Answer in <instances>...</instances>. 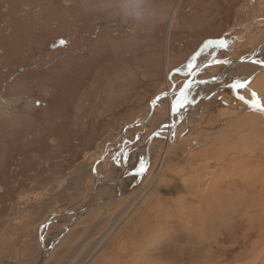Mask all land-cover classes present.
Here are the masks:
<instances>
[{
  "label": "rangeland",
  "instance_id": "374dc122",
  "mask_svg": "<svg viewBox=\"0 0 264 264\" xmlns=\"http://www.w3.org/2000/svg\"><path fill=\"white\" fill-rule=\"evenodd\" d=\"M156 3L165 10L163 22L151 29L133 30L110 14L106 0L0 2L1 257L15 264L38 261L42 250L40 225L50 214L60 213L54 217L60 220L54 228L44 229L47 224L43 225L41 235L47 245L64 227L63 220L71 214L68 211L83 206L88 198L89 169L77 166L81 162L87 166L107 150L108 154L97 161L102 163L100 175L115 179L118 167L112 163L111 152L118 147L120 134L127 124L147 112L153 97L166 91V82L171 89H178L193 75L214 78L220 75L223 65L217 60L251 55L257 45L264 43V0ZM219 41L225 46L221 47ZM263 68L264 58L256 55L253 61L241 62L224 72L219 84H190L178 97L180 108L174 104L176 93L170 101L163 98L155 103L157 111L141 134H149L162 123V133H167L171 110V144L161 137L154 138L140 180L130 190L127 186L121 190L123 194L137 193L151 168L158 187L147 188L127 213L120 230L116 229L100 245L102 257L87 264H117L109 257L115 243L127 239L133 226L143 227L139 221L149 207L153 208L150 218L163 213L172 217L165 220L167 230L177 227V215L181 218L187 209L173 198V202L167 200L169 188L173 181L194 173L195 168L200 178L198 189L212 192L208 212V216L212 215V230L209 225L204 230L209 233L204 237L208 239L212 234V240L209 238L208 246L199 249L198 255L204 256L199 264H217V260L218 264L255 263L256 258L248 252L257 232H251L243 242L245 220L240 216L245 212L247 198L252 200L251 208L256 205L259 167L264 166V117L252 106L258 102L264 108L260 98L252 96L254 89L264 90L256 82ZM238 81L244 86L233 88ZM135 133L131 129L129 139ZM195 137L202 138L204 149L188 153L182 145ZM132 149L130 170L145 154L141 143ZM212 182L221 187L222 193L210 190ZM187 188L184 187L186 196L190 194ZM114 208L112 204L97 213L83 211L74 219L70 228L78 234L71 243L79 248L74 259L87 253L86 242L94 236L83 240L85 228H93L94 233L105 227L107 214ZM230 231L229 238L223 240ZM184 239L181 243L187 241ZM58 242L59 239L55 244ZM168 243L166 234L159 248L150 250L148 260L162 263L164 260L156 257ZM135 246L132 244L128 250ZM187 246L194 247L192 243ZM66 249L62 245L41 264H66L73 254L71 251L66 256Z\"/></svg>",
  "mask_w": 264,
  "mask_h": 264
},
{
  "label": "bare ground",
  "instance_id": "6f19581e",
  "mask_svg": "<svg viewBox=\"0 0 264 264\" xmlns=\"http://www.w3.org/2000/svg\"><path fill=\"white\" fill-rule=\"evenodd\" d=\"M0 1H6V0H0ZM175 11H176V9H174L172 11V13H175ZM254 52H255L254 55H247V56H242V57H239L240 56L239 55L237 58L242 59V61H237V63L232 64L230 66H228V63L237 59L236 57L233 60L219 59L216 62L223 64L220 75H218L214 78H208V77L207 78H197V77L194 78V75H193V77L191 76L190 78L186 79L184 81V83L182 84V86L186 83L187 80L190 81L189 85L190 84L198 85V84H202V83L219 84V82L222 81V78L224 76V72H226L228 69H231L236 64H240L241 62H244V61L250 62L248 60L249 57H251L252 58L251 61H253L255 59L256 55L261 56V58L263 59L264 57H263L262 53H264V43L257 45L253 50V53ZM261 67L262 66H260V68ZM256 80H257L256 82L258 83L259 86L264 87V70L258 74ZM189 85H187V87H185L184 90L180 91V89H182V86H180V88H178V89H171L168 82H166V91L158 94L160 96L153 101L152 106L150 105V108L143 115L142 118L135 120V121H138L139 123L135 122V123H131V124L126 125V127L123 129L122 133L120 134L118 147L116 149L114 148L113 152H111V154L113 155L112 163L114 166L116 165L118 167V175L116 173L115 179L107 180V179L102 178V175H100L101 171H99V170L102 169L101 168L102 163L98 164V162H99L98 160L101 159V157L108 154L107 150H105L106 153H104L103 155L98 154V156H96L95 160L93 159V161L88 162L89 164L87 166H86V162H81L77 166L78 169H80V168L84 169L85 167L89 169L88 178L91 179L90 180L91 185H90V189H89L88 198L86 199V202L83 206L80 205L81 207H78V209H75V210L73 209L74 211H72V210L68 211L72 215L70 214V217L68 215H66V216H68L67 219L65 218L63 220L65 222L63 228L66 227V230L64 231V233H62L61 232L63 230V228H62L60 230V232L58 233L61 235L58 236L59 242L57 244H55V242L51 241V239L55 238V237H53V238H50V240L48 241V243L46 245L44 243L45 241L41 235L42 234L41 232L43 231L42 229L44 228L43 225H46V224L47 225L44 229H47L49 226L51 228H54L55 223L60 221L58 219H54V217H56L55 215H58L60 213L50 214L51 216L49 215V217L44 221L46 224L40 225L39 239L41 242V249L42 250H41V253L39 252L40 253L39 256L37 255L38 261H40L39 264H41L48 255L51 256L54 253H56V251H58L62 247V245H65V247H67V249H66L67 251L65 253L66 256H68V253H70L71 251L73 252V254H71V255L69 254L70 257L69 258L67 257L68 259L66 258L67 259L66 264H87L89 261L93 262V261L97 260L96 258L99 259L100 257H102L101 252H100L101 248H99V247L102 244V242L104 241V239L107 238L109 235L112 236V234L115 232L116 229L120 230V227H121L120 224L122 223V221L124 220L126 215H128L127 213H129V211H131L133 209V207H135L133 205L136 202L138 203L139 198L146 192L147 188H149L151 186L152 189H154V188L157 189V187H158L157 186L158 183H156L155 172H153V168H151V170L147 174V177H144L145 179H144V181H142L141 186L138 187V189L140 188V190L137 193H135L134 195L131 193L123 194V192L121 190L124 186H127L126 187L127 190L128 189L130 190L131 186L133 188L132 184L135 185L140 180L142 173L146 169L147 160L149 158V153H150V148H151L150 146H151V143L154 140V138H156V137L160 138L161 137V138L165 139L166 142L171 144L172 135H173V132H172L173 131V129H172L173 119H172V117H174V113H172L171 110L168 111L172 117L167 118L168 123H169V126L167 127V130H168L167 133L166 132L162 133V130H163V125H162L163 123H162V124H159L156 127V129L151 131L149 134H147V135L141 134V131H142L143 127L145 126L146 122H148L147 120L149 119V117L153 113H156V111H157V108H155V103L158 102L159 100L163 99V98H166V99H168V101H170L171 98L174 96V93H176L177 99L175 102L177 103L178 108H179L181 105L180 104L181 99L179 100L178 97L180 96V94H183L182 92H184L185 89L188 88ZM262 90L263 89H254L253 91L252 90L251 91H252V96L260 98L262 104L264 105V90L263 91ZM253 94H255V95H253ZM176 103H174V104L176 105ZM253 109H255V108L253 107ZM255 114H257V113H255ZM259 115L264 117V113H262V112H260ZM138 128H142V129H140V131H135ZM131 129H133L134 133L135 132L136 133L133 134L132 137L130 136L131 138L129 139V136H127V135ZM137 143H141L144 146L145 154L140 161L138 160L139 162L136 163V165L132 168V170H130L129 164H128L129 159H130L129 153L133 151L132 148ZM182 146H183V149L185 151H188V153L189 152L192 153L194 151V149H199V150L204 149L202 138H196V137L186 139L184 145H182ZM238 152H239V154H240V152H242V154L244 153L241 150H238ZM263 158H264V156H263ZM262 164H264V160H263ZM255 165L260 166L259 164H255ZM116 166H115V168H117ZM92 167L94 168L93 170H92ZM111 169H112V167H111ZM196 170L197 169L195 168L196 173L194 172L192 174H189V175L183 177L182 179L179 178L180 180L173 181L171 183V186H170L171 189L169 188V191L171 194H170L169 198H167V200L171 201V199L173 198L177 204L182 206V208L184 207L185 209H187L186 215H184L182 213L183 216L181 218H180V216H181L180 214L177 215V220H178L177 225L178 226L175 227L173 230L172 229L167 230V227H169V226H168V224H166L165 220H167V218L172 219V217H168L166 215H163V213H161L159 216L154 217V215H153V218H150L149 214L151 213V210L153 208L152 207L147 208V210L149 209L147 212L145 211L146 210V208H145L144 211L146 213L144 215H142L144 217V219L139 221V222L143 223V227L138 228L136 226H133V224H132L133 231L131 233L129 232L127 239L122 238L120 242H117V243L113 242L116 244V247L114 249L113 254L112 255L110 254L111 256H109L112 258V260H111L112 262L114 259V261L117 264H155L153 262L154 260L153 261L148 260V256L152 253L150 250H153V251H154V249L157 250V248H159L160 242H162L164 240V238L166 237V234H168V241H169L168 245L164 246L163 250H161V252H159L158 256L156 257L157 259H159V261H161V260L162 261L164 260V261L163 262L161 261L162 263H156V264H199V259L204 258V256H202V254L198 255V252H200L199 249L201 247H204L205 244L208 246V242L210 241V240L208 241L209 238H211V240H212V234L208 239H206V237H204L208 233L207 231H204L208 225H209L208 228L212 230V215H211V217L208 216V212H209V210H211L210 208H212V192H210L209 189H207V188H204L203 190L198 189L197 181L200 180V178L198 176V171H196ZM0 172H1V169H0ZM244 173L245 172H243V171L240 172V174H244ZM259 173L261 174V176L259 177L260 182H258V187L256 188V190H257L256 191L257 193L255 195L256 196V202H255L256 205H253V208H251L250 205H251L252 200H249L247 198V204L248 205L247 204L245 205V208H246L245 212H243L242 215L240 216L241 220H243V219L245 220V225H244L245 229L243 230V233H242L243 242H244V240L248 239L251 232H254V231L257 232L256 233L257 238L253 242L250 243V249L248 252V255L256 258V261L253 264H264V166L259 167ZM259 173H258V175H259ZM214 180H215V178H214ZM157 182H159V181H157ZM160 185H161V182H160ZM186 186H188L187 191L190 192V194L188 196L185 195L186 190L184 189V187H186ZM249 186H250V184H249ZM104 189L106 190V193L104 192ZM181 189H182V191H181ZM212 189H216L220 193H222V189L217 183L213 184V182H212V184L210 186V190H212ZM158 192H161V191L159 190ZM223 192H224V190H223ZM198 196L200 198H198ZM173 199L171 202H173ZM81 201H83V200H81ZM105 202H106V204H105ZM156 202H158V201H156ZM165 202L168 203L167 201H165ZM218 203H219V201H217L214 204V206L218 205ZM112 204L114 205L115 208L110 214H107V225L105 227H103L102 229H99V231H95L94 233H93V228L91 229L90 227L89 228L84 227L86 233H84V232L83 233L86 236H85V238H83V240L89 239L91 236H93V234H94V236L92 239H89V241L87 240L88 242H86L89 245L87 248L88 249L87 253L85 252L86 254L83 257H78V258L75 257V259H74L73 255H75L74 253H76V250L79 249L77 247L74 248V244H72L73 238L76 236V234H78V231H75V230L72 231V229L70 228L74 224L73 223L74 219L77 218L83 211L86 212V211L93 210L97 213L100 211V209H103V207L111 206ZM47 206H48V204H47ZM136 206H138V205H136ZM178 206H176V207H178ZM80 209H82V211L79 214L74 215V212H77ZM250 209H251V211H250ZM141 210H143V209H141ZM202 210H203V213H202ZM157 211H158V209H157ZM84 214H86V213H84ZM135 224H137V223H135ZM231 228H232V226L230 227V229ZM73 229H75V228H73ZM78 230H80V228ZM170 234H172V235H170ZM230 234H231V231L228 232L226 234V236H224L223 240L228 239ZM208 235H209V233H208ZM64 236H66V240L64 239L65 241L63 240ZM111 236H109V237H111ZM184 238L187 239V241L185 243H181L183 241L182 239H184ZM66 243H67V245H66ZM190 243H192L193 246L195 244L196 245L194 247L190 248L187 246V244H190ZM132 244L136 245L134 247L135 249L133 248L132 250H128L129 249L128 247H130ZM209 244H211V243H209ZM75 245H77V244H75ZM107 252H108V250H107ZM208 256H209V254H208ZM237 257H238V255H237ZM108 258L106 257V259H108ZM4 259H6V258H4ZM103 259H104V257H103ZM183 259L186 260V263L180 262ZM6 260L11 262L12 264H15L13 261H10L9 259H6ZM235 260H237V258H235ZM111 261H110V263H111ZM217 262L219 263L218 260H217ZM0 263L4 264L2 261H0ZM242 263L247 264L245 261ZM206 264H210V263H206Z\"/></svg>",
  "mask_w": 264,
  "mask_h": 264
},
{
  "label": "clouds",
  "instance_id": "9594fccd",
  "mask_svg": "<svg viewBox=\"0 0 264 264\" xmlns=\"http://www.w3.org/2000/svg\"><path fill=\"white\" fill-rule=\"evenodd\" d=\"M110 14L131 29H151L166 17L164 8L156 0H106Z\"/></svg>",
  "mask_w": 264,
  "mask_h": 264
},
{
  "label": "water",
  "instance_id": "95a60500",
  "mask_svg": "<svg viewBox=\"0 0 264 264\" xmlns=\"http://www.w3.org/2000/svg\"><path fill=\"white\" fill-rule=\"evenodd\" d=\"M254 54H255V52L252 53L251 55H254ZM251 59H252L251 57L248 58L249 61H251ZM237 61H242V59L237 58V59H235L234 61L229 62V63H228V66L237 63ZM189 82H190V81L187 80L186 83L182 86V89H180V91L184 90L185 86H186V85H189ZM159 96H160V95L155 96V97L150 101V105H151V106H152V104H153V101H154L155 99H157ZM135 122H136V123H139L138 121H134L133 123H135ZM81 211H82V209L78 210L77 212H74V215L79 214ZM44 223H45V222H44ZM45 224H46V223H45ZM65 230H66V227L63 228V230H62L61 232L64 233ZM60 235H61V234H59L58 236H60ZM58 236L55 237V238H53V239H51V241H52V242H56V241L59 239ZM39 260H40V259H39ZM0 261H2L4 264H12L11 262H9L8 260H6V259H4V258H2V257H0ZM39 263H40V261H38V262L35 263V264H39Z\"/></svg>",
  "mask_w": 264,
  "mask_h": 264
},
{
  "label": "snow or ice",
  "instance_id": "6c2138e0",
  "mask_svg": "<svg viewBox=\"0 0 264 264\" xmlns=\"http://www.w3.org/2000/svg\"><path fill=\"white\" fill-rule=\"evenodd\" d=\"M61 43H63V41H61ZM218 43L220 44L221 47L225 46L223 41H219ZM243 86H244V83L238 81L233 85V88H240ZM185 87H187V85ZM240 99H243V97H240ZM252 106L256 108L257 110L264 112V108H261L258 102H253Z\"/></svg>",
  "mask_w": 264,
  "mask_h": 264
},
{
  "label": "crops",
  "instance_id": "0c3cea01",
  "mask_svg": "<svg viewBox=\"0 0 264 264\" xmlns=\"http://www.w3.org/2000/svg\"><path fill=\"white\" fill-rule=\"evenodd\" d=\"M209 78H210V77H209ZM209 85H212V84H209ZM210 89H211V88H210ZM177 108H178V105H177V103H176V109H177ZM179 108H180V107H179ZM147 111H148V110H147ZM144 114H145V113H144ZM144 114H143V115H144ZM143 115H142V116H143ZM142 116H141L140 118H142ZM140 118H139V119H140ZM142 130H143V129H142ZM127 136H128V135H127Z\"/></svg>",
  "mask_w": 264,
  "mask_h": 264
},
{
  "label": "flooded vegetation",
  "instance_id": "af4514ba",
  "mask_svg": "<svg viewBox=\"0 0 264 264\" xmlns=\"http://www.w3.org/2000/svg\"><path fill=\"white\" fill-rule=\"evenodd\" d=\"M0 2H4V1H0Z\"/></svg>",
  "mask_w": 264,
  "mask_h": 264
}]
</instances>
